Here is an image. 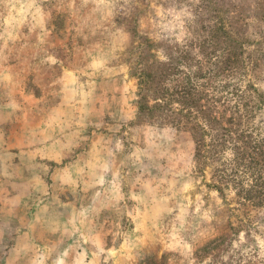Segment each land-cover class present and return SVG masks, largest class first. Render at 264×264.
I'll return each mask as SVG.
<instances>
[{
  "label": "rangeland",
  "instance_id": "374dc122",
  "mask_svg": "<svg viewBox=\"0 0 264 264\" xmlns=\"http://www.w3.org/2000/svg\"><path fill=\"white\" fill-rule=\"evenodd\" d=\"M202 18L264 96V0H0V264H264L263 162L199 172L189 132L136 122L128 51L174 39L196 69Z\"/></svg>",
  "mask_w": 264,
  "mask_h": 264
},
{
  "label": "trees",
  "instance_id": "16d2710c",
  "mask_svg": "<svg viewBox=\"0 0 264 264\" xmlns=\"http://www.w3.org/2000/svg\"><path fill=\"white\" fill-rule=\"evenodd\" d=\"M219 20L202 18L199 29L204 34L209 31L199 43L206 58L195 64L196 69L186 59V47L174 39L139 37L128 51L135 52L130 68L138 85L136 122L150 120L189 132L195 141L199 172L204 171L207 159L218 160L228 149L233 151L231 161L257 171L264 164V134L253 135L252 131L264 132V120L256 122L258 101L264 96L252 83L243 86L244 77L238 78L244 43L230 37ZM221 43L229 46L223 47L221 57L214 58ZM155 47L159 49L154 51ZM224 78L237 82L227 90L232 83L222 84Z\"/></svg>",
  "mask_w": 264,
  "mask_h": 264
},
{
  "label": "crops",
  "instance_id": "0c3cea01",
  "mask_svg": "<svg viewBox=\"0 0 264 264\" xmlns=\"http://www.w3.org/2000/svg\"><path fill=\"white\" fill-rule=\"evenodd\" d=\"M39 150H40V147L39 146H34L33 148H30V149H27V150H24V152L25 153H27V155H28V157H29V160L30 161H33V160H35V158H36V156L38 155V153H39ZM22 152H17L16 154H17V156L19 155L20 156V154H21ZM6 154H12L11 152H8V153H6ZM24 161H25V159H24ZM24 174H20V176H21V178H23V179H26V180H28L29 182H31V179L32 178H29V177H25V176H23ZM37 186L35 187V190H39V191H41V192H45V190H46V185H45V183H43V182H37ZM48 193H49V191H48ZM45 194V193H44ZM13 196H17V195H12V196H10V197H13ZM8 204H6V205H2L1 206V208H2V211H4V212H8V213H10L13 209L10 207V208H8V206H7ZM13 212H14V210H13Z\"/></svg>",
  "mask_w": 264,
  "mask_h": 264
}]
</instances>
